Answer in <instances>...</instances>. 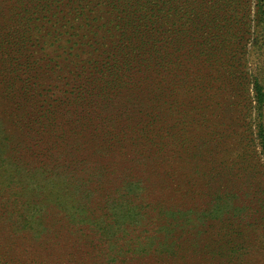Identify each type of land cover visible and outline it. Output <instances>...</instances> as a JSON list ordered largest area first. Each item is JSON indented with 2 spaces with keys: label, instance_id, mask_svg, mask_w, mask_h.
<instances>
[{
  "label": "rangeland",
  "instance_id": "rangeland-1",
  "mask_svg": "<svg viewBox=\"0 0 264 264\" xmlns=\"http://www.w3.org/2000/svg\"><path fill=\"white\" fill-rule=\"evenodd\" d=\"M51 1L0 0V264H264V1L167 4L172 68L104 84Z\"/></svg>",
  "mask_w": 264,
  "mask_h": 264
},
{
  "label": "trees",
  "instance_id": "trees-1",
  "mask_svg": "<svg viewBox=\"0 0 264 264\" xmlns=\"http://www.w3.org/2000/svg\"><path fill=\"white\" fill-rule=\"evenodd\" d=\"M175 1L52 0L48 3L46 12L50 17L48 22L56 19V33L68 23V29L79 31L80 41L86 39L100 45L90 46L87 66H84L82 68L84 72L80 71L79 74L93 76L96 80H91L95 83L98 78H102L104 84L110 77L118 80L129 76L131 81H134L139 76L155 77L161 70L167 71L172 68L171 62L166 64L160 62L162 49L166 47V50L170 51L173 47L172 41L166 37L159 46L157 39L168 21V16L165 15L166 6L172 4L178 7ZM179 1L185 3V0ZM69 16H74L78 24L71 23L68 20ZM60 23L62 26H59ZM100 39L105 41L110 51H103L105 45ZM125 72L129 75L124 76ZM182 81L185 89L195 88L201 94L207 91L210 83L208 76L202 72H198L194 80L187 78L186 74ZM82 82H90V79L85 78ZM72 90L75 92L74 98L82 97L80 89L73 87ZM85 90L88 95H92L93 91L87 87ZM256 93L258 104L263 105L264 90L260 84L257 85Z\"/></svg>",
  "mask_w": 264,
  "mask_h": 264
}]
</instances>
